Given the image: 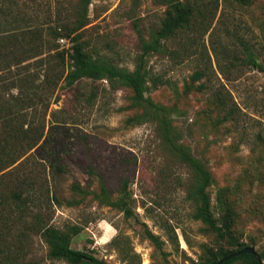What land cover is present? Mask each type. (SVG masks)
<instances>
[{
    "label": "rangeland",
    "instance_id": "1",
    "mask_svg": "<svg viewBox=\"0 0 264 264\" xmlns=\"http://www.w3.org/2000/svg\"><path fill=\"white\" fill-rule=\"evenodd\" d=\"M78 1L19 0V6L47 27L58 17L57 6L65 15ZM220 2L210 29L194 31L189 52L176 54L183 35L166 41L174 56L146 55L144 95L160 110L135 103L130 87L106 79L84 78L55 90L43 139L3 171L10 185L16 169L33 185L23 211L9 206L12 200L1 207L0 264H71L49 257L41 224L79 227L72 246L108 264L197 261L212 236L194 219V176L175 150L180 146L209 166L215 217L224 200L241 210L235 229L264 263V0ZM165 10L160 0H92L81 39L93 53L133 70L140 54L133 21L148 39ZM242 39L253 47L258 67L247 64ZM202 69L207 76L194 81ZM207 78L227 94L235 116L226 118L210 101L211 92L200 86ZM101 180L114 200L128 202L132 215L99 200ZM40 185L42 200L35 196ZM147 227L160 246L145 235Z\"/></svg>",
    "mask_w": 264,
    "mask_h": 264
},
{
    "label": "trees",
    "instance_id": "2",
    "mask_svg": "<svg viewBox=\"0 0 264 264\" xmlns=\"http://www.w3.org/2000/svg\"><path fill=\"white\" fill-rule=\"evenodd\" d=\"M160 1L166 5V10L160 23L151 28L148 39L140 29L139 22L133 21V27L138 32L140 54L136 67L128 70L105 55L93 53L81 39L82 30L89 22L92 0H79L65 15L63 9L57 6L58 17L47 27L44 22H34L35 12L26 13L24 8L19 6V0H0V213L2 205L8 204L9 200L13 202L9 203V206L21 211L25 206H29L31 188L27 186L33 184L27 179L22 180L19 170L16 169V177L10 185L9 181L5 180L7 174L3 171L17 163L43 139L47 127L46 116L51 104L50 97L58 87H72L84 78L106 79L112 85L130 87L135 103L146 102L156 110L161 109V106L155 105L144 95L149 75L145 66L146 55L164 51L174 56L175 53L166 41L183 35L185 40L181 38V51L176 54L181 56L189 52L194 45V31L202 34L210 29L221 2ZM22 22L24 24H21ZM227 33L229 35L231 32ZM60 38L72 40L71 47H61ZM240 42L247 64L258 67L260 64L253 47L243 39ZM204 76H207L205 70H197L192 79L201 80ZM206 82L200 86L209 89L212 97L210 101L215 107L225 111L226 118L235 116L236 110L221 86L212 85L210 78H207ZM175 150L193 171L191 197L194 201V219L201 221L203 232L212 236L210 243H202V254L191 264H215L232 252L253 247L241 240L235 229L241 210L235 208L230 200L222 202L220 217H215L209 191L213 178L205 160L196 154L192 155L181 146ZM75 188L81 190L79 185H75ZM39 189L41 193L35 196L42 200L43 185H40ZM97 196L102 203L117 206L128 216L132 215L128 202L114 200L102 180ZM38 229L48 245V255L51 259H62L71 264H108L91 252L72 246L73 237L80 232L79 227L73 225L60 228L41 224ZM145 235L156 245L162 244L160 237L148 227L145 229ZM260 256L263 258L262 254ZM237 262L259 264L250 253L238 255L222 264Z\"/></svg>",
    "mask_w": 264,
    "mask_h": 264
},
{
    "label": "water",
    "instance_id": "3",
    "mask_svg": "<svg viewBox=\"0 0 264 264\" xmlns=\"http://www.w3.org/2000/svg\"><path fill=\"white\" fill-rule=\"evenodd\" d=\"M244 253L252 254L255 257V259L259 262V264H264L260 254L256 251V249L254 247H245L244 249L232 252L229 255L219 259L215 264H222L226 260L234 258V257L241 255V254H244Z\"/></svg>",
    "mask_w": 264,
    "mask_h": 264
},
{
    "label": "built area",
    "instance_id": "4",
    "mask_svg": "<svg viewBox=\"0 0 264 264\" xmlns=\"http://www.w3.org/2000/svg\"><path fill=\"white\" fill-rule=\"evenodd\" d=\"M59 41H60V43L65 44L67 42V39L66 38H60ZM67 46H69V44Z\"/></svg>",
    "mask_w": 264,
    "mask_h": 264
}]
</instances>
